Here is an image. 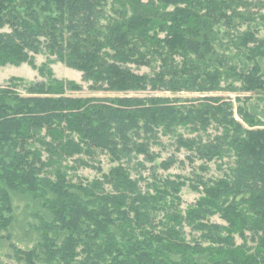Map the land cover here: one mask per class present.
I'll return each mask as SVG.
<instances>
[{
    "label": "trees",
    "instance_id": "obj_1",
    "mask_svg": "<svg viewBox=\"0 0 264 264\" xmlns=\"http://www.w3.org/2000/svg\"><path fill=\"white\" fill-rule=\"evenodd\" d=\"M262 11L264 0H0V67L28 63L46 79L25 82V93L15 79L0 85V264H264V109L253 96H239L238 106L214 95L185 106L127 94L148 84L220 91L232 77L240 86L229 90L263 102L264 37L251 25L264 22ZM236 21L250 25L234 34ZM156 60L153 77L126 66ZM51 61L126 95L72 96L76 86L58 79ZM180 125L201 132L175 142L202 172L155 181L152 195L127 164L133 152L154 161L150 140ZM211 127L216 134L205 139ZM99 152L119 165L92 182L69 177L67 158ZM213 161L222 173L207 177ZM178 162L172 155L160 166ZM184 186L201 194L185 212ZM24 225L35 233L26 246L12 233Z\"/></svg>",
    "mask_w": 264,
    "mask_h": 264
},
{
    "label": "rangeland",
    "instance_id": "obj_2",
    "mask_svg": "<svg viewBox=\"0 0 264 264\" xmlns=\"http://www.w3.org/2000/svg\"><path fill=\"white\" fill-rule=\"evenodd\" d=\"M257 1V0H253ZM109 9V8H108ZM252 12H257L256 7H251ZM264 13V11H262ZM257 24L258 28V36L264 37V22L258 21L251 23V25L255 28ZM235 28H233L231 31L236 34L238 31H245L250 24H243L241 26H238L237 21L235 22ZM6 28L5 30H7ZM224 30L225 28L222 27V31L220 34V38L222 39L223 44H227L228 38L224 36ZM163 36V34H162ZM235 49H231L227 51L228 56H231L235 58ZM231 54V55H230ZM48 55H37L36 56V62L38 65H42L48 61ZM230 59V58H229ZM52 60V58L50 59ZM49 60V61H50ZM176 62L181 64L182 58L176 57ZM232 63L237 64V60L234 59ZM127 67L131 68L135 73L141 74V75H149L150 77L155 76L156 73L159 71L160 62L159 60L154 61V63L149 65L144 64H136V63H127ZM49 68L54 72V75L63 81L70 82L73 85L76 86L73 90H68V93L72 96L76 97H95V96H123L126 95L122 92H116V91H100L97 90L94 87V84L92 81H87L83 79V74L81 71L72 69L67 67L65 64L57 61L50 62ZM11 79L12 83L16 84V88L22 92L25 93V90L23 88V85L25 82H32L36 83L37 81H46L44 77L35 69L32 68L31 65L28 63H23L21 65H7L4 67H0V85H8L10 83ZM234 84L236 87L240 86V83L237 81H234L233 78H229L226 81H223L221 86L222 89L220 91H210V92H201V91H195V90H179V91H173V90H167L163 87H153L148 84L146 89L143 90H136V91H129L127 94L129 95H138V96H167L172 99H179L178 102H176V105H185L190 106L192 104H199L201 99L206 96H222L226 99H231L234 101L235 106H238L239 101H237V98L240 96L241 98H245L246 96H253L255 98L256 104H259L260 110L264 109V101L261 103H258L257 98L255 94L252 92H246L241 91L240 89H237L236 91L229 90V85ZM264 97V96H263ZM175 103V102H174ZM237 118L239 120L240 117L237 114ZM177 134H182L184 137H195L198 134H201V132H193L189 127L185 126H177L175 128V133H168L163 134L162 130L160 134L158 135V138L150 140V150L154 152L155 154H158L156 159L154 161H147L144 159V156L142 154H138L137 152L132 153V160L130 163H128V167L131 172V177L133 179L139 180V185L141 186V189L143 190H150L152 195H155L156 192L150 188V185L153 184V182L157 181L162 184V180L171 179V180H177L179 176H181L180 180H186L188 177H194V172L201 173L198 169L199 165L202 164V161L195 160L194 162L189 158V156H192V153L190 151H187L186 149L177 150V143L175 142L177 140ZM203 137L207 139L208 135H214L216 134V128L211 127L206 134L202 133ZM144 139L141 138L138 141H144ZM176 156L178 158L179 162L171 167L170 169H163L161 168V162L167 159L169 156ZM81 158L84 160V162H87V165L81 164L82 162H77L76 159ZM226 160V159H225ZM127 160H125L126 162ZM142 163L143 165H138L139 163ZM183 162V163H180ZM221 164V161H213L209 163L210 171L206 174L207 177H213V176H220L222 173V170L219 168V165ZM65 168L67 170V173L72 180L78 182L82 180L83 182H92L98 178H101L103 174H108L110 170L116 166L119 165V162L112 161L110 155L106 153H98L93 158H89L85 155H77L74 158H67L65 160ZM72 168V169H70ZM180 209L185 212L188 207L195 203L196 200L200 198V193L193 191L190 187L184 186L180 192ZM162 214V213H161ZM160 214V215H161ZM162 217V216H160ZM214 222H220L223 221L219 217H214L212 219ZM185 231L188 233V240H191L192 234H190V228L188 226L184 227ZM14 235V240L21 243L22 246L28 245V243H32V236L35 235L34 231L27 229L24 226H16L14 227V230L12 231ZM34 233V234H33ZM17 237V238H16ZM239 243L241 242L240 239H238ZM5 244L7 242H3V244H0V255L3 252H6L7 248L5 247ZM7 262H14L12 260H9L8 258L4 257Z\"/></svg>",
    "mask_w": 264,
    "mask_h": 264
}]
</instances>
